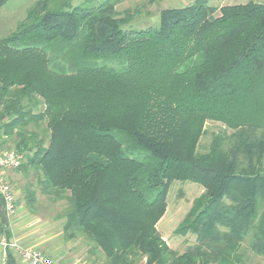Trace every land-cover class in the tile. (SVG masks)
Returning <instances> with one entry per match:
<instances>
[{
  "label": "trees",
  "instance_id": "1",
  "mask_svg": "<svg viewBox=\"0 0 264 264\" xmlns=\"http://www.w3.org/2000/svg\"><path fill=\"white\" fill-rule=\"evenodd\" d=\"M98 1L36 0L0 38L14 169L67 201L63 237L97 264H242L247 237L264 256V1L194 0L145 29H124L115 0ZM208 120L231 132L198 151ZM174 180L203 188L174 229L195 235L184 252L156 227ZM24 196L36 200L30 186ZM0 235L11 239L1 198ZM6 258L15 264L8 246Z\"/></svg>",
  "mask_w": 264,
  "mask_h": 264
},
{
  "label": "rangeland",
  "instance_id": "2",
  "mask_svg": "<svg viewBox=\"0 0 264 264\" xmlns=\"http://www.w3.org/2000/svg\"><path fill=\"white\" fill-rule=\"evenodd\" d=\"M36 0H8L5 5L0 7V38L8 35L15 30L17 24L22 21L28 8ZM84 0H72V5L82 3ZM103 0H99L101 2ZM194 0H115V10L117 16L123 20L124 29H145L156 26L159 20V12L165 7H182L192 4ZM249 0H208V2L219 7L225 4L245 3ZM264 1V0H256ZM218 14V12H215ZM42 108V104L38 106L35 112ZM7 121V118L0 121V143L1 148L14 149L18 140L15 130L9 135L3 134L1 124ZM40 127L36 131L43 137L45 143L48 139L45 126L46 121L40 122ZM26 128L34 129L32 124ZM198 151H204L208 147L213 134L217 132L229 133L222 123L208 120L204 126ZM9 171V183L14 191L16 199V211L8 222L13 228L16 223L29 222L40 231H47L52 237H63L62 227L64 223V210L67 207L65 199L50 200L47 196L40 193L37 186V173L29 170L26 174L18 172L15 169ZM8 173V172H6ZM29 187L35 192V202L30 206L26 203L24 196V188ZM203 191L201 185L191 181L174 180L170 186L166 197V210L163 216L157 222V229L161 236L167 241L168 245L178 252H184L189 246L195 242L194 234L177 235L174 229L181 223L185 215L189 211L193 200ZM15 239V238H13ZM64 241H67L64 237ZM16 240V239H15ZM17 241V240H16ZM82 242V239L80 240ZM249 237L242 242L244 251V261L242 264H264V256L254 254L248 247ZM76 243V247L83 249V246Z\"/></svg>",
  "mask_w": 264,
  "mask_h": 264
},
{
  "label": "crops",
  "instance_id": "3",
  "mask_svg": "<svg viewBox=\"0 0 264 264\" xmlns=\"http://www.w3.org/2000/svg\"><path fill=\"white\" fill-rule=\"evenodd\" d=\"M7 172L6 175L9 178V171ZM9 228L11 237L20 244L40 249L59 264H97L91 261L84 247L81 250L76 248V242L64 241L63 237L60 239L52 237L47 231H40L29 222L16 223L13 228L9 225ZM13 255L15 264H28L14 252ZM0 264H7L6 246L1 242Z\"/></svg>",
  "mask_w": 264,
  "mask_h": 264
},
{
  "label": "built area",
  "instance_id": "4",
  "mask_svg": "<svg viewBox=\"0 0 264 264\" xmlns=\"http://www.w3.org/2000/svg\"><path fill=\"white\" fill-rule=\"evenodd\" d=\"M21 161L22 154L14 149L10 150L0 147V198L2 202V211L8 222H10L16 211V205L15 194L9 183L6 172L7 170L18 167ZM0 242L8 246L18 257L28 264H59L40 249L24 246L12 237L10 240L6 241L5 237L0 235Z\"/></svg>",
  "mask_w": 264,
  "mask_h": 264
}]
</instances>
